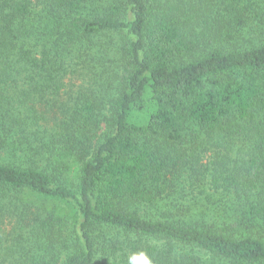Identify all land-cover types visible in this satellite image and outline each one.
<instances>
[{
  "label": "trees",
  "instance_id": "1",
  "mask_svg": "<svg viewBox=\"0 0 264 264\" xmlns=\"http://www.w3.org/2000/svg\"><path fill=\"white\" fill-rule=\"evenodd\" d=\"M239 2L264 6L0 0V264L264 263L188 191L264 225V14ZM214 136L247 149L229 166Z\"/></svg>",
  "mask_w": 264,
  "mask_h": 264
},
{
  "label": "rangeland",
  "instance_id": "2",
  "mask_svg": "<svg viewBox=\"0 0 264 264\" xmlns=\"http://www.w3.org/2000/svg\"><path fill=\"white\" fill-rule=\"evenodd\" d=\"M220 1H225L226 4H230V0L226 1V0H218V2ZM237 8L240 9L239 12L245 14V16H249L250 17V21L251 23H257L258 22V19L261 18V15L264 14V6H259V4H255V3H251V7L249 8V11L248 12H243L244 9L247 10V8L245 7L246 6V3L244 2H239L237 4ZM223 6H226V5H223ZM85 86H89L87 83H85ZM194 137L197 138L200 133L199 132H196L194 130ZM193 135H189L188 136V140L189 139H192ZM198 141V140H197ZM191 142L188 143V147H193V145H190ZM191 147V148H192ZM210 151L207 152V150H205V152L208 154V155H217L219 152H222L221 155H223L224 159H228L229 158V161H227L229 163V166H231V164L233 163L234 160H236V158H238V156H241L244 154V151L247 149V146H244L242 145L241 143H237L236 145H234L233 149L230 150V148H228L227 146H224L221 144V142L219 143V138L217 136H214L211 141H210V145H209V148H208ZM240 149L242 151H240ZM228 154V155H227ZM204 156V159H202L203 162H206L208 160V157L205 155V153L203 154ZM209 173L210 172H206L207 176L209 177ZM187 173H185L186 175ZM206 176V177H207ZM207 177V178H208ZM199 180H195V182H198ZM187 182H190L189 180ZM202 190H198L197 188L195 187H191L188 188V191L190 192V196H197V195H202V196H207V195H211L214 199L213 200V203L216 205V206H219L220 204V208H223V209H227V210H230L229 212H231V210H234V214H232V218H235V220L237 218H239L238 220V227L236 228H233L236 230L237 233H250L252 232V230H256L259 229L260 230V235L263 236L264 238V225L262 224L259 225V226H255V228L253 227H249L250 223L249 220H247L246 218H244V216L239 212L237 211V209L235 207H226L224 208V202L219 200V196L218 194H215L217 192H214L213 190H210L209 189V186L208 185H205L203 187H201ZM169 189L166 190V192H168ZM201 196V200L203 201V198ZM185 202L187 203H192L193 202V199H186L184 200ZM162 206L159 207V209H168V208H173L175 206V203H173L172 201H169L168 203H165L164 204L162 203L161 204ZM228 206H230L229 204H227ZM232 208H235V209H232ZM161 210V211H162ZM172 210H175V209H172ZM141 212L143 213V209L141 210ZM209 215H212L214 214L211 210L209 211L208 213ZM187 219L191 218V216H186ZM252 229V230H251ZM111 233H109L110 235ZM70 245H72L71 243V239L69 238V248H70ZM178 252H181L183 254L185 253H190L191 252V249L187 246L181 248V247H178ZM196 252V251H195ZM199 252V251H198ZM196 252V254H200ZM69 254H70V250H69ZM193 254V252H192ZM200 258L203 259V260H206L208 263H212V264H230V262L228 260L226 261H220L218 259H209L205 254H200ZM264 264V263H263Z\"/></svg>",
  "mask_w": 264,
  "mask_h": 264
},
{
  "label": "clouds",
  "instance_id": "3",
  "mask_svg": "<svg viewBox=\"0 0 264 264\" xmlns=\"http://www.w3.org/2000/svg\"><path fill=\"white\" fill-rule=\"evenodd\" d=\"M129 264H151V260L145 253L141 252L130 257Z\"/></svg>",
  "mask_w": 264,
  "mask_h": 264
}]
</instances>
